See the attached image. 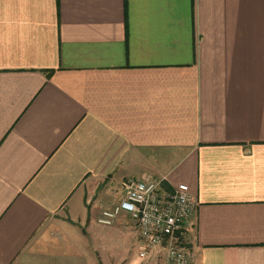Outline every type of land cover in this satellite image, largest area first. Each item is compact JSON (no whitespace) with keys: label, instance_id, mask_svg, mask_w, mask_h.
<instances>
[{"label":"crops","instance_id":"0c3cea01","mask_svg":"<svg viewBox=\"0 0 264 264\" xmlns=\"http://www.w3.org/2000/svg\"><path fill=\"white\" fill-rule=\"evenodd\" d=\"M125 178L188 186L193 264H264V0H0V264H97Z\"/></svg>","mask_w":264,"mask_h":264},{"label":"built area","instance_id":"2783aa9c","mask_svg":"<svg viewBox=\"0 0 264 264\" xmlns=\"http://www.w3.org/2000/svg\"><path fill=\"white\" fill-rule=\"evenodd\" d=\"M119 187L121 197L100 210L96 223L110 226L119 214H125L140 241V260L160 248L163 264H193L195 252L184 243V222L196 208L188 186L177 184L167 193L161 190L159 180L125 178Z\"/></svg>","mask_w":264,"mask_h":264},{"label":"rangeland","instance_id":"374dc122","mask_svg":"<svg viewBox=\"0 0 264 264\" xmlns=\"http://www.w3.org/2000/svg\"><path fill=\"white\" fill-rule=\"evenodd\" d=\"M104 187H106L104 184L98 186L96 188L97 191L93 194L92 192L89 194L88 190L86 191L85 198L88 199L90 203L88 207L94 204V207L98 209L102 207L105 202H114L117 198L121 197L119 184L115 186L111 185L106 189L104 202L102 201L100 204H95V202L92 203L91 201H94L100 193H104ZM132 225L133 223H131V226ZM90 234L91 243L95 245L97 255L101 258L97 260V264H118V260L121 256L123 257L122 260H125L123 264H154L148 257L144 260H139L137 258L136 255L138 254L135 243L133 242L130 244V236H128L127 232H125L123 228H120V226H103L95 222V224L93 223L91 226ZM157 253L158 257H160V251Z\"/></svg>","mask_w":264,"mask_h":264}]
</instances>
